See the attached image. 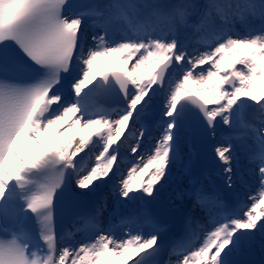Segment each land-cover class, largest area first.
<instances>
[{
    "label": "snow or ice",
    "instance_id": "snow-or-ice-1",
    "mask_svg": "<svg viewBox=\"0 0 264 264\" xmlns=\"http://www.w3.org/2000/svg\"><path fill=\"white\" fill-rule=\"evenodd\" d=\"M0 264H264V0H0Z\"/></svg>",
    "mask_w": 264,
    "mask_h": 264
},
{
    "label": "rangeland",
    "instance_id": "rangeland-1",
    "mask_svg": "<svg viewBox=\"0 0 264 264\" xmlns=\"http://www.w3.org/2000/svg\"><path fill=\"white\" fill-rule=\"evenodd\" d=\"M126 67L130 68L131 66L130 65H125L123 63V61L120 60V59L105 58L103 60L98 61L97 64L94 66V73L96 74L97 77H99L101 72H104V71H107V70H116V69L120 70V69H124ZM89 131H92V130H89ZM78 132H79L78 128H74L71 131H69L67 134L62 135V136H55V135H53V132H49L47 136H43V137H41V139H44V142L48 143L49 145L57 146L60 143H62L64 141H67L68 139L72 138L73 136H76ZM219 134H222V132H220ZM51 138H54V139L58 138V140L60 138H63V140H62V142L57 143V142L51 140ZM220 139H221V136H219L217 138V143L220 142ZM38 149L39 148H37L35 145H29L28 147H26L22 151L24 152V155L26 156V155H30V154L36 153L38 151ZM83 155H85V153H81V156H83ZM128 158H129V161H131L132 158H131V154L130 153L128 154ZM77 159H79V157H77ZM212 162L217 163V158L215 156H213ZM90 163H92V162L90 161ZM129 166H130V164H125L124 165L125 171L127 170V168ZM173 186H175V184ZM250 190H252V189L249 188L248 191H250ZM103 195H108L109 196V200L113 199V197L110 194H108L107 192H105ZM165 202H170V201L166 200ZM260 256H261V254L259 252V249L257 248V251H256V253L254 255V259L259 260Z\"/></svg>",
    "mask_w": 264,
    "mask_h": 264
},
{
    "label": "water",
    "instance_id": "water-1",
    "mask_svg": "<svg viewBox=\"0 0 264 264\" xmlns=\"http://www.w3.org/2000/svg\"><path fill=\"white\" fill-rule=\"evenodd\" d=\"M211 143H212V138L208 137V139L201 143L199 140L194 142V147L196 149V162H195V170H201L206 166V162L209 159V155L211 153ZM175 216H178V214L175 213ZM167 221L174 222L172 219H166ZM179 231V230H178Z\"/></svg>",
    "mask_w": 264,
    "mask_h": 264
},
{
    "label": "bare ground",
    "instance_id": "bare-ground-1",
    "mask_svg": "<svg viewBox=\"0 0 264 264\" xmlns=\"http://www.w3.org/2000/svg\"><path fill=\"white\" fill-rule=\"evenodd\" d=\"M43 144H44L45 147L48 146V145H46L45 143H43ZM25 157H27V156H25Z\"/></svg>",
    "mask_w": 264,
    "mask_h": 264
}]
</instances>
